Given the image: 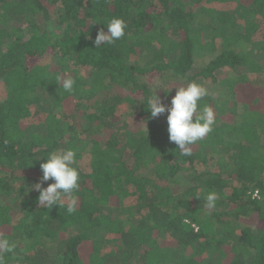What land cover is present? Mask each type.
Instances as JSON below:
<instances>
[{
	"label": "trees",
	"instance_id": "trees-1",
	"mask_svg": "<svg viewBox=\"0 0 264 264\" xmlns=\"http://www.w3.org/2000/svg\"><path fill=\"white\" fill-rule=\"evenodd\" d=\"M193 81L215 123L185 155L146 101ZM59 149L78 188L45 208ZM0 238L3 264H264V0H0Z\"/></svg>",
	"mask_w": 264,
	"mask_h": 264
},
{
	"label": "clouds",
	"instance_id": "clouds-1",
	"mask_svg": "<svg viewBox=\"0 0 264 264\" xmlns=\"http://www.w3.org/2000/svg\"><path fill=\"white\" fill-rule=\"evenodd\" d=\"M95 24V23H94ZM126 22L121 18H112L107 23V32L99 30L93 41V45L99 48L103 44H111L119 40L125 34ZM75 81L66 77L62 81L65 91L73 90ZM208 95V90L196 82H189L186 86H179L172 96L170 105H165L162 99L156 95V91L147 98V110L151 117L156 118L167 112V132L170 142H174L183 154H191L190 145L202 140L213 130L215 115L210 106L198 108V101ZM76 153L72 149H59L49 153L46 159L40 163L42 177L40 182L33 185L38 192V204L45 208H52L54 205L61 206L62 196L71 197L74 190L78 188L79 172L73 167ZM39 159V158H37ZM47 187L42 185L47 181ZM251 197H259V189L251 193ZM217 194L210 192L206 196L207 207L214 208ZM68 211L72 212L70 205ZM14 244L7 239L0 238V264H3L4 256L13 252Z\"/></svg>",
	"mask_w": 264,
	"mask_h": 264
},
{
	"label": "rangeland",
	"instance_id": "rangeland-1",
	"mask_svg": "<svg viewBox=\"0 0 264 264\" xmlns=\"http://www.w3.org/2000/svg\"><path fill=\"white\" fill-rule=\"evenodd\" d=\"M45 26L48 28V29H50L51 31H53V32H59L60 30H61V25L59 24V23H57V21L56 20H51V21H49L48 23H46L45 24ZM214 92H215V90H213ZM172 96H174V94L173 95H171L169 98H168V100H167V102H166V105H170V101H171V98H172ZM249 224V226H251V228H253V223L252 222H250V223H248Z\"/></svg>",
	"mask_w": 264,
	"mask_h": 264
}]
</instances>
